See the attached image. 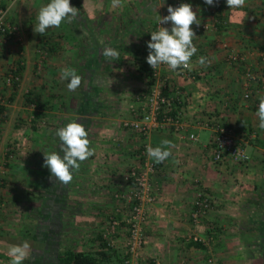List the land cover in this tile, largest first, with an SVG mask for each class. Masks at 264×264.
Instances as JSON below:
<instances>
[{
  "label": "crops",
  "instance_id": "0c3cea01",
  "mask_svg": "<svg viewBox=\"0 0 264 264\" xmlns=\"http://www.w3.org/2000/svg\"><path fill=\"white\" fill-rule=\"evenodd\" d=\"M43 1L0 0V8H7L8 21L18 27L14 38H0V42L7 43L4 54L9 52V64L17 56L24 63L20 72L23 81L19 88L11 90L12 101L0 112V118L4 112L6 119L1 122L0 161L6 144L10 143L9 148L17 146L16 153H22L24 161L18 165L14 158L10 162L11 185L17 184L13 179L18 180L19 166V170L34 174L35 178L28 177V186L42 192L44 182L45 187H51L50 193L55 190L59 204L56 216L67 219L65 225L60 219L58 228L68 229L72 235L71 246L58 251L82 250L79 236L86 229H99L97 233L101 234L104 222L99 226L96 222L104 220L107 207L109 212L119 204L120 215L124 216L128 207L115 196L128 191L121 174L135 159L143 141L156 147L167 139L173 144L167 160L155 163L146 153V159L156 166L149 179L154 200L145 204L144 243L138 264H207L210 253L218 264H260L264 237V130L258 127L256 111L258 97L264 92L243 100L241 67L228 61L226 55L228 50L238 52L254 69L259 68L256 52L264 50V0H246L241 9H228L224 0L220 13L204 0H182L192 5L201 21L199 27L192 25L197 52L191 58V76L163 65L161 77L166 78L169 91L177 88L181 92L182 103L177 109L183 128L179 132L153 129L147 140L123 127L122 121L134 117L130 112L134 94L151 83L146 75L147 42L150 32L159 25L157 16L167 15L168 6H173L175 0H121L116 7L112 0H79L81 13L77 19L49 28L42 36L33 28L40 6L47 4ZM202 24L209 28L203 29ZM161 26L171 30L170 22ZM109 46L119 51V60L102 55L103 48ZM200 57L205 58L204 65L199 63ZM40 64L43 74L36 79L32 72ZM65 68H73L83 77L75 91H69V81L61 79ZM23 91L34 92L38 102L21 99ZM213 112L234 129L249 157L246 164L229 158L212 161L207 146L211 130L197 126V121ZM73 119L84 124L95 151L73 172L72 182L63 185L49 179V169L43 168L44 152H60L56 130ZM193 131L196 140L189 138ZM200 189L211 194L212 206L194 227L190 212ZM50 213L43 211L45 231L52 230ZM209 226L213 227L214 237L209 246L185 240L191 232L206 236ZM123 228L119 226L116 231L119 243L125 237ZM40 243L39 249L46 250L45 242Z\"/></svg>",
  "mask_w": 264,
  "mask_h": 264
},
{
  "label": "built area",
  "instance_id": "2783aa9c",
  "mask_svg": "<svg viewBox=\"0 0 264 264\" xmlns=\"http://www.w3.org/2000/svg\"><path fill=\"white\" fill-rule=\"evenodd\" d=\"M183 3L182 0H175L173 7ZM224 0H218L214 3L213 10L218 13L219 8L223 5ZM217 22H220L219 20ZM160 25H157V30ZM203 29H208L207 24H202ZM213 27H216L214 24ZM18 32V27L7 19V8H0V38L7 40L14 38ZM226 48V45H224ZM256 55L260 63L259 68L254 69L251 64L246 61V56L238 52L228 50L226 58L228 61H235L241 67L242 80V99L247 100L255 94L264 92V50L257 49ZM161 65L157 69H153L148 65L146 75L150 80V84L145 90L134 94V103L131 105L130 112L134 115L131 120H123L122 126L133 130L144 139L147 140L148 134L153 129L168 130L179 132L183 128L181 112L177 107L182 103L181 92L176 88L169 91L166 78L161 77ZM12 70L15 69L11 66ZM181 75L190 77V70L178 68ZM19 74L12 71L6 76V83L19 81ZM168 90V91H167ZM0 101L2 98L0 97ZM2 103V102H1ZM197 126L208 127L211 130V137L207 146L211 150V159L213 162H220L226 158L240 164L248 162L243 145L235 134L234 129L225 122L223 118L214 112L207 115L203 120L197 121ZM191 140L197 139V134L193 131L189 133ZM148 143L143 141L135 153V159L129 164L125 172L121 174V180L128 185V191L124 194L117 193L115 196L128 206L125 215L128 224V235L126 239V256L123 264H138L143 243L144 232L142 230V222L145 217V204L154 200L149 187L150 176L155 172L156 166L153 161L146 159V148ZM18 150L17 146L10 148L9 157H12ZM3 173V169H1ZM3 180L0 176V188ZM126 206V207H127ZM212 206V196L204 189H200L193 203V209L190 212L191 224L198 226ZM116 208V212L121 211ZM119 225L117 214H112L108 218V230L114 232ZM209 232L201 237L196 232L186 234L185 240L192 243H200L209 246L213 240V227L209 226ZM207 264H218L210 253L207 257Z\"/></svg>",
  "mask_w": 264,
  "mask_h": 264
},
{
  "label": "clouds",
  "instance_id": "9594fccd",
  "mask_svg": "<svg viewBox=\"0 0 264 264\" xmlns=\"http://www.w3.org/2000/svg\"><path fill=\"white\" fill-rule=\"evenodd\" d=\"M204 2L211 6L218 3V0H204ZM226 3L228 9H241L245 6L246 0H226ZM112 4L114 7L120 6L121 0H112ZM167 13L165 16H157L156 19L160 26L158 30L150 32L151 39L147 42L149 49L147 63L153 69L166 65L173 71L181 67L191 70V58L197 52L193 43L197 35L192 25L199 27L200 18L197 12L193 11L190 3H181L177 7L169 5ZM78 16L79 9L72 6L70 0H49L47 4L40 6L33 31L43 36L49 28H59L62 23H71ZM169 22L171 30L161 26ZM102 55L112 61L120 59L119 51L110 46L103 48ZM199 63L204 65L205 58L200 57ZM61 79L69 81L67 83L69 91H75L81 86L83 77L78 75L75 69L65 68L62 70ZM258 99L259 104L256 111L259 119L258 127L264 130V95L259 96ZM56 136L61 141L60 152H44L43 166L50 170V180L68 185L74 178L73 172L78 171L81 163L92 157L95 150L90 147L91 141L84 124L77 122V119L58 128ZM172 147V141L165 139L159 146H148L146 152L155 163H162L172 155ZM29 249L28 241L10 246L7 252L10 264H23L29 256Z\"/></svg>",
  "mask_w": 264,
  "mask_h": 264
},
{
  "label": "rangeland",
  "instance_id": "374dc122",
  "mask_svg": "<svg viewBox=\"0 0 264 264\" xmlns=\"http://www.w3.org/2000/svg\"><path fill=\"white\" fill-rule=\"evenodd\" d=\"M43 2L48 3L49 0H44ZM70 3L72 6L78 8L79 13H81V8L79 6L73 4L72 0H70ZM1 42H0V61H1L0 62V85L2 86V90H0V97L2 98V101H0V107L4 109L5 106L9 104L10 101H12L11 99L13 98V96L11 94L13 93V91L11 90L13 89L15 90L19 88L20 83H22L23 81L22 76L19 75L20 79H19L18 84L16 85H13L12 83L7 84L6 76L8 75L9 69L11 68V66L15 67L17 64H20L23 66L24 63H23L22 58L17 56L16 60L13 63L11 62L9 64L8 62L11 61V58L8 55L9 52H7V55L4 54L5 45L7 43L3 41ZM42 71H43V66H41L40 64V67H35V70H33L32 74L33 76L36 77V79H39V77H41L40 75L43 74ZM33 93L34 92L32 91H23V93H21V99H24V100L29 99L31 100V102L34 101L37 103L38 101H35L34 98H36V96ZM4 114L5 113L3 112V114L1 115L2 118H0V131H1V122L5 119L3 117ZM12 139L14 140V143L18 142L17 139H14V138ZM9 144H6L5 149H4V154L0 161V176L3 180V183L1 184V188H0V235L2 236V239H0V264H10V258L7 255V252H8L9 247L12 246L13 243L14 245H16L17 243L21 244L24 241H28L29 244H31L32 241L29 238H25V236L34 234V231H36L38 241L43 240L45 242L47 251L42 250V249H32V250L30 249L31 254L29 251V256L27 259L23 261V264H54L57 262L56 253L58 252V250L66 246H69L71 244L72 235L68 234L70 230L63 229L65 230L63 231L61 229V226L60 228H58L60 219L63 220L64 222L63 225H65L67 219H63V218L58 219L56 216V210L58 209L59 204H58V199L56 198V195L54 193L55 190L53 191V193H50L52 192L51 187L49 185L45 187L44 182L42 186V192H38L39 188H34V187H30L27 185L28 177L34 176L32 172L27 174L26 169H24V171H22L23 169L19 170V166H18L17 168H18V171L20 172V173H17L18 180H16L17 178L13 179V182H17V184L11 185L10 180L8 178L9 173H10L8 170L10 162L15 158V159H18L17 164L19 165V162L21 163L24 160L22 158V153L21 154L14 153L12 157H9V155L7 154L8 151L10 150ZM17 156L18 158H16ZM21 165L23 166L24 164L22 163ZM27 168L29 167L27 166ZM43 168H46V167H43ZM1 169H3V173L1 172ZM48 172H50V170ZM36 175L39 176V174H36ZM48 175L50 176V174ZM30 193H31V196H30ZM39 196H41V198L43 197V199H40V201H39ZM30 201H31V204L29 203ZM82 205L85 206L87 205V203H82L81 206ZM120 207L121 206H119V204H116L112 208L113 210H110L109 212L108 210L110 207H107L106 216L103 215L104 220L101 222H98V221L96 222L97 226H99L100 223L102 224L104 222L103 225H105V229L103 230V232L99 234L97 233L100 231L99 229L95 231L94 230L88 231V229H86V232H83V234L79 236V242L77 241L79 244V248H81L84 251H96V250H100L101 248H107V249L113 250L117 253L116 258L119 264H123L122 261L124 259V255L126 254L125 247H126V239L128 235V224L126 223L125 215L124 216L122 215V217L120 215V212L122 210L120 212L115 211L116 208H120ZM92 209L96 211L95 206ZM44 210L51 211L50 213L51 214L50 224L52 226L51 231H45V229L42 228L43 222H44L43 221L44 219H42ZM87 210H90V209H87ZM114 213L117 214V218L119 220L118 227L119 226H121L122 228L125 227V237H121L123 238L121 243L116 241V238L118 235L116 231L118 227L114 232L108 230V218ZM2 226H6V227L3 228ZM31 226L35 227V229L33 230ZM24 234H27V235L24 236ZM1 241H5V242L3 243ZM102 242L104 243L106 242V247H103L101 245ZM123 250H125L124 253H123Z\"/></svg>",
  "mask_w": 264,
  "mask_h": 264
},
{
  "label": "trees",
  "instance_id": "16d2710c",
  "mask_svg": "<svg viewBox=\"0 0 264 264\" xmlns=\"http://www.w3.org/2000/svg\"><path fill=\"white\" fill-rule=\"evenodd\" d=\"M72 3L81 7L79 0H72ZM220 9L221 8H219L218 10L219 13H220ZM22 69H23V66L20 64H17L14 70L9 69V71L14 72L15 74L18 73L20 75V72ZM18 82L13 81L12 84L16 85L18 84ZM1 110H2V107H0V112ZM25 235L27 234H24V236ZM25 238H29L32 241L33 244L32 243L30 244L31 248L33 249L40 248L41 243L40 241H38V238L36 235L30 234V235L25 236ZM262 239H263V242H262L263 246L261 248L263 249V253L261 256L260 264H264V237L263 236H262ZM17 244H20V243H17ZM195 244H200V243H195ZM101 245L103 247H106V242L105 243L102 242ZM125 256L126 254L124 255V258ZM116 257H117V253L107 248H101L100 250H96V251H84V250H78L74 248H65L57 252V255H56L57 262L56 263L57 264H119Z\"/></svg>",
  "mask_w": 264,
  "mask_h": 264
}]
</instances>
